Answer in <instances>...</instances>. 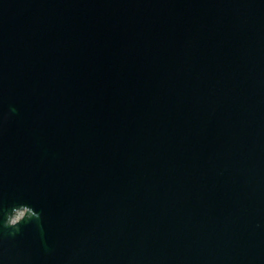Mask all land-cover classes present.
Instances as JSON below:
<instances>
[{"label":"water","instance_id":"obj_1","mask_svg":"<svg viewBox=\"0 0 264 264\" xmlns=\"http://www.w3.org/2000/svg\"><path fill=\"white\" fill-rule=\"evenodd\" d=\"M0 264H264V0H0Z\"/></svg>","mask_w":264,"mask_h":264}]
</instances>
